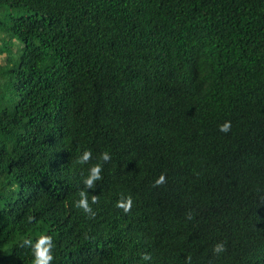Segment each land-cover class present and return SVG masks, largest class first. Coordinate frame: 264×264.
I'll list each match as a JSON object with an SVG mask.
<instances>
[{
	"label": "trees",
	"instance_id": "16d2710c",
	"mask_svg": "<svg viewBox=\"0 0 264 264\" xmlns=\"http://www.w3.org/2000/svg\"><path fill=\"white\" fill-rule=\"evenodd\" d=\"M13 48L0 264H33L23 240L42 234L52 264H264V0H0Z\"/></svg>",
	"mask_w": 264,
	"mask_h": 264
},
{
	"label": "clouds",
	"instance_id": "9594fccd",
	"mask_svg": "<svg viewBox=\"0 0 264 264\" xmlns=\"http://www.w3.org/2000/svg\"><path fill=\"white\" fill-rule=\"evenodd\" d=\"M219 131L223 133H228L231 130V122L225 121L223 124L218 126ZM92 158L91 150H85L82 155H80L76 163L80 165L87 164ZM111 159V156L108 152L100 153L99 160L102 162H107ZM102 164L96 163L93 164L89 170L88 175L84 178L83 184L86 189H94L95 182L102 179ZM166 182V177L164 174H161L153 186H159ZM79 199L74 202V206L82 209L84 213L88 214L90 217H94L96 213L93 211L89 199L88 193L84 190L79 191ZM99 203V197L97 195L91 196V204ZM117 208L122 209L125 213L129 212L132 207V197L129 196H121V198L116 202L115 205ZM188 218L191 219V214L188 215ZM35 218L32 216L27 217V221L29 223L33 222ZM23 245L26 247H30L33 254V264H52L54 259L53 249L55 247L53 238L50 235L42 234L33 242L31 238H26L23 240ZM225 250L223 243H218L214 246L213 252L219 254ZM151 257L148 254H144L142 256L143 260H149ZM191 257H187L186 264H190Z\"/></svg>",
	"mask_w": 264,
	"mask_h": 264
},
{
	"label": "rangeland",
	"instance_id": "374dc122",
	"mask_svg": "<svg viewBox=\"0 0 264 264\" xmlns=\"http://www.w3.org/2000/svg\"><path fill=\"white\" fill-rule=\"evenodd\" d=\"M16 49V48H15ZM15 49H10V50H4L3 53H0V63H5L6 60L15 53Z\"/></svg>",
	"mask_w": 264,
	"mask_h": 264
}]
</instances>
